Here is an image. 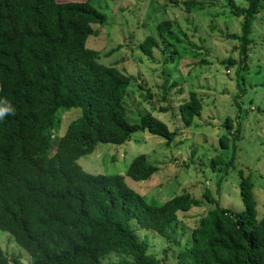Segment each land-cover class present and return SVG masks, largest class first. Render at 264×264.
I'll list each match as a JSON object with an SVG mask.
<instances>
[{
    "label": "trees",
    "instance_id": "trees-1",
    "mask_svg": "<svg viewBox=\"0 0 264 264\" xmlns=\"http://www.w3.org/2000/svg\"><path fill=\"white\" fill-rule=\"evenodd\" d=\"M167 1L184 10L199 5L197 0ZM228 1L241 16L240 32L227 36L238 41L237 68H244L249 33L264 0ZM104 19L89 0H0V100L15 110L0 120V230L28 252L30 264H101L109 252L128 255L129 264H160L133 224L167 237L178 212L202 204L203 197L212 206L199 216L173 264H264V212L256 213L251 177L241 168L236 172L242 207L232 211L207 187L200 197L183 190L160 203L147 202L126 180H146L156 171L143 152L128 161L123 173H92L77 162L97 143L119 146L136 130L166 142L176 134L148 110L138 121L126 119L122 99L132 75L99 61L98 50L85 45L86 37L96 33L92 25ZM155 28L160 36L176 39L171 19L159 20ZM157 45L150 33L138 44L149 57ZM244 78L237 73L239 93ZM59 108L78 111L53 142ZM200 108L194 90L177 105L185 125ZM237 115L235 124L228 114L223 119L222 147L239 134ZM214 158L221 159L215 155L211 163ZM8 261L0 251V264Z\"/></svg>",
    "mask_w": 264,
    "mask_h": 264
},
{
    "label": "rangeland",
    "instance_id": "rangeland-1",
    "mask_svg": "<svg viewBox=\"0 0 264 264\" xmlns=\"http://www.w3.org/2000/svg\"><path fill=\"white\" fill-rule=\"evenodd\" d=\"M197 1L198 6L184 10L167 0H89L105 13V19L92 25L96 33L86 37L85 45L98 50L99 61L115 64L132 75L122 99L126 119L138 121L148 110L176 134L166 142L156 134L136 130L119 146L97 143L77 162L92 173H123L128 161L143 152L146 159L156 163V171L146 180H126L147 202L160 203L183 190L200 197L207 187L221 206L232 211L242 207L236 172L241 168L243 174H250L256 213L260 215L264 212V9L256 14L249 33L246 66L237 68L238 41L227 34L240 32L241 16L235 14L228 0ZM233 1L245 4L243 0ZM165 18L172 20L176 39L156 31L155 24ZM148 33L158 41L152 57L142 54L138 46ZM227 57L235 62L229 63ZM238 72L245 77V89L240 93ZM188 90L198 95L201 108L185 125L177 105ZM77 111H56L53 142ZM237 111L239 134L222 147L218 137L227 133L223 119L228 114L235 124ZM215 155L221 159L214 158L211 163ZM230 156L232 163L223 171ZM202 200V204L178 212L167 237L133 224L137 237L148 239V250L160 264H173L175 253L183 247L199 216L212 206ZM0 251L9 258L8 264H30L28 252L5 230H0ZM128 259V255L109 252L101 264H129Z\"/></svg>",
    "mask_w": 264,
    "mask_h": 264
},
{
    "label": "clouds",
    "instance_id": "clouds-1",
    "mask_svg": "<svg viewBox=\"0 0 264 264\" xmlns=\"http://www.w3.org/2000/svg\"><path fill=\"white\" fill-rule=\"evenodd\" d=\"M14 108L6 100H0V120L8 114H14Z\"/></svg>",
    "mask_w": 264,
    "mask_h": 264
}]
</instances>
